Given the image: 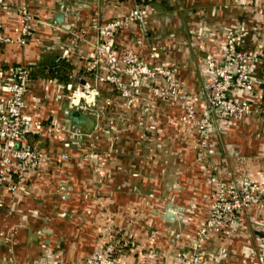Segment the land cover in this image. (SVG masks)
Listing matches in <instances>:
<instances>
[{"label":"crops","instance_id":"obj_1","mask_svg":"<svg viewBox=\"0 0 264 264\" xmlns=\"http://www.w3.org/2000/svg\"><path fill=\"white\" fill-rule=\"evenodd\" d=\"M9 2L10 8L0 9V20L5 25L0 33L16 36L15 28L21 24L19 7H27L34 16L33 36L24 46L14 43L2 45L0 66L27 64L32 67L33 84L27 96L26 111L34 118H43L47 125L56 119L63 122L67 117L63 114L66 98L58 101L53 85L44 87L45 81L56 79L67 83L70 79L87 77L83 56H89L100 38L99 31L90 28L74 43L78 30L90 27L96 17L104 23L137 5L148 7L151 18L145 27L134 23L116 34L114 48L118 54L130 51L142 59L153 61L149 52L156 50L159 55L154 62L172 67L176 77L197 96V106L201 111L207 95L208 78L202 73L205 59H222L225 34L232 28L240 35L241 48L258 55L253 80L262 94L252 101L264 110V7L252 0ZM60 13L65 15L61 23L56 20ZM67 47L72 48L69 54L65 52ZM58 58H62L69 68L62 67L61 74L51 76L50 68ZM100 90V99L106 97V106L116 110L121 121L127 120V126L116 129L114 147H107L104 151L98 149L100 161L97 159V163L86 156L91 151L87 144L89 137L82 143L72 141L69 147H64L63 142L70 139L65 132L58 133L55 138L46 134L31 135L36 142L46 140L47 145L44 146L51 145L55 151L68 152L70 158L66 162H54L46 172L33 176L20 201L14 200L6 190H0V198L5 203L0 208V264H9V257H14L17 264H49L50 259L56 256L64 264L81 260L89 254L88 251L94 250L98 235L110 234L107 231L110 228L115 232L130 229L132 234H141L142 249L159 247L163 240L161 237L172 229L177 230L176 235L179 236L173 243L175 250H185L186 242L195 237L196 222L204 217L203 203L212 201V184L198 175L190 181H182L198 194L191 200L187 197L176 201L179 213L183 214L181 218L190 217V210L194 214L191 218H197L192 227H183L177 220L166 219L168 209L160 199H155L163 206L158 215H154L158 226L152 225L147 202L150 200L151 170L175 169L183 163L196 167L199 132L191 125L179 123L182 114L179 104H162L158 112L145 115L148 135L158 139L157 149L152 148L151 143L142 137L137 124L142 108L129 107L117 91H111L106 85H101ZM235 95L239 98L245 96L241 89H237ZM142 96V100H150L146 91ZM121 110L126 111L124 118ZM93 122L87 116V122L79 125L80 130L87 134L89 130L95 131L97 126ZM118 122L116 126L120 125ZM63 123L72 130L76 127L69 120ZM218 127L210 141L214 168L226 179L234 172L238 174L247 169L264 186V115L232 120L219 118ZM29 140L33 142L30 136ZM167 143H172L175 153L183 161L176 157L174 164L166 165ZM105 159H109L107 163ZM248 214V217L242 215L239 218L238 227L213 234L212 242L201 250L202 256L209 257L204 264H264V205L253 206ZM155 229L159 234L151 237ZM137 246H133V250ZM220 253L225 255L221 257ZM175 255L170 260L165 251L153 257V262L184 264ZM122 260L126 264L140 261L134 253Z\"/></svg>","mask_w":264,"mask_h":264},{"label":"built area","instance_id":"obj_2","mask_svg":"<svg viewBox=\"0 0 264 264\" xmlns=\"http://www.w3.org/2000/svg\"><path fill=\"white\" fill-rule=\"evenodd\" d=\"M252 1L264 7V0ZM8 8L9 0H0V9ZM27 9L19 7L21 24L15 28L16 36L0 33V46L11 43L24 46L32 38L34 16L30 12L27 13ZM150 18L151 11L142 5L132 7L122 16L104 23H100L98 17L94 18L90 27L79 29L74 37L76 43L90 28L100 33L92 52L89 56H83L86 60L84 69L87 77L76 78L67 83L58 82L56 79L46 80L44 87H47V84L53 85L58 101L66 98L63 109L65 117L71 112L79 111L85 113L87 119L88 114L98 106L100 86L106 85L111 91H117L129 107L142 108V116L137 124L142 137L148 140L150 136L145 126V115L151 113L152 103L179 104L184 108L180 123L195 127L200 135L199 145L208 146L206 150L210 153V141L219 128V118L227 120L244 116L254 118L258 113L259 108L252 101L254 97L262 94L253 80V73L259 61L258 55L241 48L239 33L232 28L228 29L222 59L214 57L205 59L202 73L208 78L207 95L200 111L197 107V96L176 77L174 71L166 64L154 62L159 55L156 50L152 49L149 52V57L153 61L142 59L130 51L122 55L116 52L114 48L116 34L134 23L145 27ZM4 29V22L0 20V30ZM70 51L71 47L65 50L68 54ZM32 84L30 65L0 66V190H6L16 201H20L23 193L28 191L29 181L33 176L43 174L54 162H66L70 158L68 152L55 151L51 145H33L29 140L30 134H46L50 138H55L58 133L65 132L69 134L70 139L63 142L64 147H69L72 141L78 144L90 137L80 130L79 125L73 130L70 127L66 128L63 122L72 121L67 119L68 117L63 122L60 119L52 120L49 126L45 124L43 118L29 115L26 111L27 96ZM236 88L241 89L245 96L239 98L233 94L232 91ZM143 91L148 93L149 101L142 100ZM98 149L92 146L86 155L92 160L95 159L96 163L97 159L100 161ZM228 186L226 189L229 188L234 193V185ZM226 189L222 187L221 191ZM4 206L5 203L0 198V208ZM233 206H241L237 198ZM231 207L226 197H220L213 214L216 217L222 216ZM107 231L119 232L111 228ZM107 249L113 251L114 246L109 245ZM8 261L9 264H17L14 257H9ZM88 264L96 262L89 260Z\"/></svg>","mask_w":264,"mask_h":264},{"label":"rangeland","instance_id":"obj_3","mask_svg":"<svg viewBox=\"0 0 264 264\" xmlns=\"http://www.w3.org/2000/svg\"><path fill=\"white\" fill-rule=\"evenodd\" d=\"M20 12L21 11H19V13ZM29 12L33 16L31 10L27 9V13ZM24 14L26 15V13H23V15ZM1 47L2 46H0V48ZM170 68L172 69L171 66ZM236 90L237 88L234 89L232 93L235 94ZM105 98L106 97H104V99L103 97L101 99L99 98L98 106L94 110H92L91 113L88 114V117H90L91 120L94 121L93 123L96 122L95 125L97 126V129L93 132L90 130L88 131V134L91 135H89L90 142H87V144L91 147L96 146L97 148H100L102 150H105L107 147H114L113 143L115 140L114 136L117 133L116 131L118 129H122V127L124 128L125 126H127V120L123 119V121H121L122 119L117 118L118 115L116 113V110H113L110 107L106 106L105 103L107 99ZM101 102H103L104 105H102ZM179 106L183 114L184 108L181 105ZM159 107L160 105L152 103L151 113L154 114L158 112ZM258 108V113L254 118H258L264 115L263 107L258 106ZM120 113L123 115L124 118L126 111L121 110ZM117 122L120 124L119 126H116ZM88 128L89 126L86 127V129ZM30 138L31 140L34 139V137L32 136H30ZM144 140L151 143L152 148L156 147L157 149L158 139L156 136L151 135L149 140ZM33 142V145H47L46 140H39L37 142L33 140ZM166 146L167 151L166 155L164 156L165 163L167 166H171L172 164H174L173 161L176 160L175 158L179 157L175 153V149L173 148L172 143H167ZM207 148L208 146H198V152L195 158L196 167H192L189 164H184L182 162L183 164H179L180 166L177 165L179 167L175 169L168 168L167 170L162 171L156 168L149 172L151 187L149 191L150 200L147 203H149L152 215L150 219L151 224L154 226H158V221L156 220L157 217L155 216L158 215V213L160 212L159 209H163L162 203L160 204L158 200L155 201V199H160L161 201L163 200L165 202L166 209L169 210L172 207L176 210L175 217L172 220L165 217L166 219H169L170 221L177 220L178 223H181V226L183 227H192L194 225L193 222L196 221L197 218H191V216L194 215L191 214V210L188 213L189 216L191 215L190 217L181 218L183 214L179 213V206L176 201L179 199L186 200L187 197H190L191 200L193 199V197L196 198L198 194H195L196 191H191L189 189V186L185 182L183 183L182 181H184L185 179L187 181H190L192 177L198 175L200 178L210 183V185H213V188L210 189L212 201H204L203 204H205V207L200 206L202 207L201 209L204 213V217L202 221L198 219L199 221L196 222V235L192 240L186 242V246L184 247L185 250L179 251L174 249L173 243L177 242L179 237H177L176 235L177 230L175 231L174 229H172L168 231L165 235H163L161 237L163 239L161 241L162 244L159 247L147 246V249H142L140 243V239H142L141 234H132L129 229L119 231L118 233L99 234L94 250L88 251L89 254L86 255L83 259L68 262L66 264H88L89 260L95 261L96 264H126L125 262H123L122 259L123 257H127L131 253H134L136 258L140 260L137 264H154L153 257L162 255L165 251L168 259L170 260H173V258H175L176 256L175 254H177L178 259H180L184 264H204L209 257L207 255L202 256L201 250L207 244L212 242V237L214 233H224L228 232L229 229H234L235 227H238L239 218L242 215H246V217H248L249 210L253 206L264 205V186L260 184L255 178H253L247 169L242 170L240 173L238 172L239 175L237 174V172H234L232 173L229 179H226L212 165V153H208L206 150ZM108 160L109 159H105L104 161L107 163ZM179 160L181 159L179 158ZM181 161H183V159ZM228 185H234V193L229 188L226 189ZM222 187L226 189L223 192L221 191ZM197 192L200 193V191ZM235 195H237V197ZM220 197H226V201L231 204L232 207L229 210L225 211L222 216L216 217L213 214V211L215 206L218 204V199ZM236 198L241 204L240 207L233 206L235 204ZM196 207L198 206L196 205ZM158 234L159 231L155 229L153 234L151 233V237H155ZM7 236L11 237L13 235ZM8 240L10 242L11 238ZM137 244L139 246L135 247V249L133 250L132 247L136 246ZM109 245L114 246L113 251L107 249ZM137 250L138 252H135ZM262 251V258L264 261V246ZM101 255L104 256L100 258ZM224 255V253H220L221 257ZM196 257L198 258V260H195ZM56 258L57 256L54 257V259H50L49 264H64Z\"/></svg>","mask_w":264,"mask_h":264},{"label":"water","instance_id":"obj_4","mask_svg":"<svg viewBox=\"0 0 264 264\" xmlns=\"http://www.w3.org/2000/svg\"><path fill=\"white\" fill-rule=\"evenodd\" d=\"M64 18H65L64 13H60L56 16L57 22H60V23L64 20ZM67 117H68V119H70L74 122L75 126H78V125H81V124L87 122L86 114L80 113L79 111L71 112L68 114ZM175 211H176L175 208L171 207V209H169L166 212V217L172 220L175 217Z\"/></svg>","mask_w":264,"mask_h":264},{"label":"trees","instance_id":"obj_5","mask_svg":"<svg viewBox=\"0 0 264 264\" xmlns=\"http://www.w3.org/2000/svg\"><path fill=\"white\" fill-rule=\"evenodd\" d=\"M62 67H67L69 68V65L68 64H65V61L62 59V58H58V61L57 63H55L51 68H50V71H49V74L51 76H56V75H59L61 74V68ZM44 72V70H43ZM45 74V72L43 73ZM71 78V77H70ZM71 81V79H70ZM33 136V134H30L29 136Z\"/></svg>","mask_w":264,"mask_h":264}]
</instances>
